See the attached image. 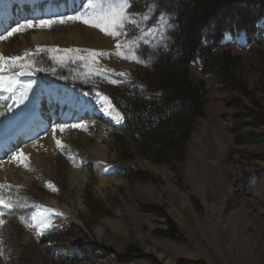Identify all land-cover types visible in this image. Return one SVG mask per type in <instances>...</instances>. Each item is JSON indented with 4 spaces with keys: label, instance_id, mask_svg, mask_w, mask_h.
Wrapping results in <instances>:
<instances>
[{
    "label": "rangeland",
    "instance_id": "1",
    "mask_svg": "<svg viewBox=\"0 0 264 264\" xmlns=\"http://www.w3.org/2000/svg\"><path fill=\"white\" fill-rule=\"evenodd\" d=\"M7 1L0 0V11ZM79 2L72 13L49 16L16 3V23L3 25L0 56L20 59L0 71L16 82L10 93L0 87L1 141L26 118L14 119L28 112L20 98L25 84L39 95L77 92L105 119L49 121L53 145L41 144L5 174L0 199L11 207L0 204V264H264V17L252 38L228 32L190 65L206 103L190 139L177 142L158 129L170 104L152 67L172 48L173 16L159 11L158 0ZM124 3L130 18L117 29L110 13ZM161 15L171 25L164 39H137L140 29L158 28ZM29 19L33 27L8 35ZM41 20L51 23L41 27ZM213 42L207 34L203 46ZM22 69L32 71L31 81L17 75ZM18 94L21 111L11 113ZM41 221L56 224L39 232ZM172 227L179 238L168 236Z\"/></svg>",
    "mask_w": 264,
    "mask_h": 264
},
{
    "label": "trees",
    "instance_id": "2",
    "mask_svg": "<svg viewBox=\"0 0 264 264\" xmlns=\"http://www.w3.org/2000/svg\"><path fill=\"white\" fill-rule=\"evenodd\" d=\"M157 6L160 12L173 16L175 26L171 50L159 52L152 65L162 96L170 104L167 111L162 109L159 118L163 123L158 129L161 134L169 133L166 136L170 135L171 140L180 142L182 136L186 141L206 103L205 86L193 81L190 65L205 51L211 53L227 32H244L252 38L264 17V0H158ZM207 34L213 36L214 42L203 46ZM157 144L164 145L165 141L161 138ZM172 228L168 236L179 238L178 229Z\"/></svg>",
    "mask_w": 264,
    "mask_h": 264
},
{
    "label": "bare ground",
    "instance_id": "3",
    "mask_svg": "<svg viewBox=\"0 0 264 264\" xmlns=\"http://www.w3.org/2000/svg\"><path fill=\"white\" fill-rule=\"evenodd\" d=\"M47 1L49 2L48 4L45 3ZM54 1H56V0H16V3L19 5L20 8H28L29 12H31V11L32 12H35V11L39 12L42 8H44V11H42V12H44L46 16H49L53 13L54 14L55 13H61V12H65V11L72 13L73 11L78 9L79 6L81 5L80 4L81 2H79V0H63L64 3H62L61 6H56L53 3ZM13 2L15 3V0H8L7 1V7H5V6L2 7V9L0 11V19L3 18L5 21V24H1V22H0V38L4 34V27L6 25H11V24L16 23L15 18L14 19L11 18V5L13 4ZM52 6H54V7H52ZM3 25H5V26L3 27ZM44 37H45V35H44ZM44 37H43V39H44ZM46 39H47V37H46ZM31 46L33 47V46H37V45L34 43V41H32ZM0 49L2 50L1 47H0ZM15 51H16V49H15ZM3 52H5V51L3 50ZM8 60H10L9 56L5 57V60L0 61V65H5V63H7ZM3 75H0V77L3 78L5 86H7L8 84H12L13 86L16 85V82L9 80L8 79L9 77L6 78L7 76L5 77ZM17 75L20 76L19 73H17ZM21 78H23V77H21ZM29 78H31V77H28V80H29ZM23 79H25V78H23ZM29 81H31V80H29ZM36 83H38V82H36ZM25 86H28V85L25 84ZM38 87H39V85H38ZM35 89H32V88L28 89L27 88V90H25V91L23 90L24 92H23V94L21 93L22 95L18 94V96L16 97L17 106L13 107L11 110V113L16 112V111L17 112L21 111V107H18L19 102L21 101L19 99V95H20V98L23 96V100L25 99V102H23V103L25 104L24 106H26L25 108L28 111L24 115V117H26V118L24 120H22L21 123H19V124L17 123L15 125H13L12 127H10V130L8 131V133L3 134V136L6 137L5 140L7 142L9 140H11V143L13 144V149L11 148L9 151H6L5 156H4L6 158L8 157V159L6 161L5 160L0 161V181L7 178L9 175H11V173L14 172L13 166H17L18 164L22 163V160L25 159L27 155L28 156L37 155L41 151V150H39L41 144L53 145L52 144L53 138L49 135L47 136L48 130L45 129V127L48 125L49 121H50V124H51V122L54 123L53 125H56L59 122L65 123L68 121L82 122L83 121L82 116L84 114H88L89 117L92 116V117H100L101 118V116H102L101 119H105L104 112H103V109H101V107H99L98 105H96L93 102H89L90 100L85 99L84 96L80 97L81 95L79 96V93H77L75 91H74L75 95H73L74 97L72 96L73 98H71L70 97L71 95L70 96L67 95L68 93L63 94V92H62L63 90H61L60 88L59 89L51 88V90H49L48 92L46 91V89H44V91H42L41 95H39L38 92L35 91ZM69 90L67 92H69ZM37 95L40 96V99H39L38 103L35 104V100H34L35 98L34 97ZM26 99H28V100H26ZM51 113H52V115H50V116L52 118L48 119V121H47L46 116L51 114ZM112 120H114V119L112 118ZM112 120L108 119L107 121H110V122H108L109 124H112L113 126L114 125L117 126L118 123H116V121H112ZM17 130H19V131L25 130V132H24L25 137L20 139L19 136L17 135V133H18ZM52 130L55 131L57 129H52ZM40 135H42L43 138H41V139L38 138ZM37 138L39 140H37ZM0 142H4V140L0 141ZM24 143H27V144L25 146L23 145V147L20 148L18 153H16V154L14 153V154L9 155V153L16 150V148L19 146L21 147V144H24ZM0 153L2 154L3 152H0ZM4 170H6V171H4ZM6 173H8V176H5ZM47 204L50 208L56 209L55 216L62 215L58 202L50 199L47 201ZM55 224H56V221H53L50 224L48 223L47 227H43L40 225V227H38L37 231H39V232L46 231L47 228H49L50 226H53ZM33 226H35V225H33Z\"/></svg>",
    "mask_w": 264,
    "mask_h": 264
},
{
    "label": "snow or ice",
    "instance_id": "4",
    "mask_svg": "<svg viewBox=\"0 0 264 264\" xmlns=\"http://www.w3.org/2000/svg\"><path fill=\"white\" fill-rule=\"evenodd\" d=\"M127 3H124L122 4L119 9H113L110 13V18H111V22L112 24L114 25L115 28L117 29H122L123 26H124V23L126 20H128L130 17L128 14H126L125 12V9L127 8ZM79 17H68V19H71V20H76L78 19ZM145 19H147V17H145ZM58 22L60 23H64L65 20L61 19L59 20ZM51 22H46V21H43L41 20L39 22V26L43 27V26H46V25H49ZM85 23H87V21H85ZM25 27H33L32 25V21L29 19L26 21V25L25 24H20L17 28L13 29L12 32H9L8 35L11 36L13 34V32H16V31H20V30H24ZM165 27H171V25L168 24V21L166 19V16L165 15H161L160 18H159V21H158V28H148V29H140V31L143 33L141 36H139L137 39H144L145 36H148V37H153V38H157V39H161L163 40L164 39V28ZM109 35H113V36H116L118 33L117 31H112V32H109L108 33ZM120 34H123V33H120ZM6 38V37H5ZM147 42V41H146ZM119 47V45H118ZM5 58L0 56V61H3ZM20 58L19 57H12L10 58L9 60V63H12L14 64L15 61L19 60ZM6 68L4 65H0V71H5ZM21 75H24L23 72H21ZM115 82V81H113ZM0 87H5V90L7 92H12L13 91V85L12 84H8L7 86H5V83L3 82V78L0 77ZM28 88H31V85L29 84L27 86ZM21 99H23V96L21 97ZM0 115H3V111H0ZM24 113L21 112L19 113L16 117H14V119H21L24 117ZM121 122L120 120H117V123ZM76 125H73V127H75ZM0 204H3L5 207H11L10 204H7L4 200L0 199ZM51 211V210H49ZM3 213H0V216H2ZM3 221L0 220V224H2ZM41 224L43 227H47L48 225L44 223V221H41ZM42 234V233H41Z\"/></svg>",
    "mask_w": 264,
    "mask_h": 264
},
{
    "label": "water",
    "instance_id": "5",
    "mask_svg": "<svg viewBox=\"0 0 264 264\" xmlns=\"http://www.w3.org/2000/svg\"><path fill=\"white\" fill-rule=\"evenodd\" d=\"M21 72H23L24 75H21ZM20 75L22 77H30V76H32V72L30 70H28V69H23V70L20 71Z\"/></svg>",
    "mask_w": 264,
    "mask_h": 264
}]
</instances>
